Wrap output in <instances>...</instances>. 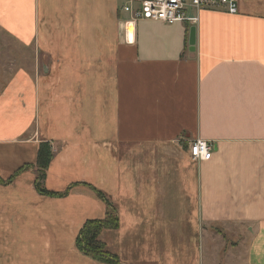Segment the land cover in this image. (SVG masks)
<instances>
[{"label":"crops","instance_id":"0c3cea01","mask_svg":"<svg viewBox=\"0 0 264 264\" xmlns=\"http://www.w3.org/2000/svg\"><path fill=\"white\" fill-rule=\"evenodd\" d=\"M118 5L0 0L17 48L0 52V179L31 165L0 182V264H108L75 244L105 216L92 187L117 207L99 233L111 264H264V0L138 20L133 43ZM195 138L208 161L190 159ZM42 141L65 196L34 188Z\"/></svg>","mask_w":264,"mask_h":264},{"label":"built area","instance_id":"2783aa9c","mask_svg":"<svg viewBox=\"0 0 264 264\" xmlns=\"http://www.w3.org/2000/svg\"><path fill=\"white\" fill-rule=\"evenodd\" d=\"M126 19L122 21V34L126 43H133L132 29L138 20L146 19L166 24L189 22L196 24L201 10H218L236 14L238 0H115ZM192 11V13H190ZM187 152L193 161H208L212 155V143L195 138L189 141Z\"/></svg>","mask_w":264,"mask_h":264},{"label":"trees","instance_id":"16d2710c","mask_svg":"<svg viewBox=\"0 0 264 264\" xmlns=\"http://www.w3.org/2000/svg\"><path fill=\"white\" fill-rule=\"evenodd\" d=\"M52 155V150L49 145L45 142H41L38 146L35 162L37 174L34 180V188L41 195L49 197H62L68 193L70 187L64 191H53L46 188L44 185L45 171L49 165ZM29 165L25 164L24 166L17 168L7 179H0V182L4 184L10 183ZM92 188L96 196L105 205V216L102 219H90L85 221L75 239V244L80 252L94 260L108 264L116 263L118 260L117 256L105 249L104 243L99 239V233L104 228H115L118 225L117 207L102 191L94 187Z\"/></svg>","mask_w":264,"mask_h":264},{"label":"rangeland","instance_id":"374dc122","mask_svg":"<svg viewBox=\"0 0 264 264\" xmlns=\"http://www.w3.org/2000/svg\"><path fill=\"white\" fill-rule=\"evenodd\" d=\"M3 32L4 31H2V30H0V52L3 50V51H15V50H17V48H16V46L15 45H13L12 43H10L11 41L8 39V36H6L5 34H3ZM42 142H45V143H47L48 145H49V147L51 148V150H52V148L54 149V145L52 144V142H49V141H42ZM41 143V142H40ZM39 143V144H40ZM25 164H23V165H21V166H24ZM29 165V164H28ZM20 166V167H21ZM31 165H29L28 167H26L25 169H28L29 167H30ZM35 167H36V165H35ZM19 168V167H18ZM25 169H23V170H25ZM22 170V171H23ZM21 171V172H22ZM20 172V173H21ZM14 173V172H13ZM36 174H37V167H36ZM45 176H46V171H45ZM35 177H36V175H35ZM16 178V177H15ZM14 178V179H15ZM13 179V180H14ZM45 179V178H44ZM44 185H45V183H44ZM47 188V187H46ZM38 193V192H37ZM39 194V193H38ZM215 226L214 225H212L211 226V228H210V226H208V224L206 223V222H202V228H205V230H209V229H212V231H218L220 228H218V229H215L214 228ZM224 233V232H223ZM221 237H222V239H224V240H226L227 239V237H226V235H221ZM205 251V250H204ZM222 254L223 253H220V255H221V257H222ZM214 257V256H213ZM215 258V257H214ZM222 261V260H221ZM212 263H214V261L212 262ZM219 263H221V262H219Z\"/></svg>","mask_w":264,"mask_h":264}]
</instances>
